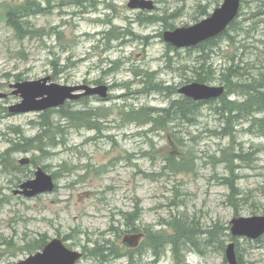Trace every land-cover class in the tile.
Returning <instances> with one entry per match:
<instances>
[{
  "label": "rangeland",
  "instance_id": "1",
  "mask_svg": "<svg viewBox=\"0 0 264 264\" xmlns=\"http://www.w3.org/2000/svg\"><path fill=\"white\" fill-rule=\"evenodd\" d=\"M23 1L0 0V94H9L0 100V154L11 146L8 141L19 139L17 129L26 139L42 137L43 152L23 145L28 150L11 153L7 164L27 159V165L4 171L0 166V264H17L55 238L83 253L77 264H176L169 249L155 258L147 241L172 218H184L196 232H209L217 223L230 233L235 217L264 215V137L246 132V123L232 118L234 135L223 136L225 119L216 102L204 103L192 125L155 127L128 116L140 109L168 110L180 99L178 90L198 75L207 81L201 84L223 86L226 98L242 101L231 86L237 79L227 89L230 76L223 71L235 63L240 80H264V0H242L239 28L203 55L198 48L174 49L163 33L202 21L223 0H148L155 8L144 12L128 9L130 0H85L86 8L73 0H39L42 12L29 18L38 35L17 42L4 16ZM110 33L118 38L107 44ZM17 75L22 82L50 78L47 86L106 85L109 91L106 99L71 100V112L90 113L89 118L53 114L54 127L45 134L37 124L41 113L6 111L21 102L10 95ZM229 150L243 157L258 152L235 159L239 195L231 203L237 208L222 183L231 178L224 162ZM171 158L183 170L169 167ZM38 168L53 177V191L31 198L14 194ZM129 233L146 239L129 249L121 243ZM105 243L118 257L90 255ZM240 248L244 264H264V244ZM224 260L215 245L198 238L178 264Z\"/></svg>",
  "mask_w": 264,
  "mask_h": 264
},
{
  "label": "trees",
  "instance_id": "2",
  "mask_svg": "<svg viewBox=\"0 0 264 264\" xmlns=\"http://www.w3.org/2000/svg\"><path fill=\"white\" fill-rule=\"evenodd\" d=\"M74 5H77L82 8H86L85 6V0H73L72 1ZM241 6L242 0H240ZM240 6V8H241ZM41 3L39 0H24L22 3L14 4L13 7L7 8V11L4 16L5 25L10 28L13 31V34L15 35V40L17 42H22L25 38L32 35H38L37 30L34 29L29 25V18L34 17L37 14L41 13ZM240 12V9H239ZM239 17V14H238ZM238 18L232 22L227 31L222 33L219 36H216L214 39H209L205 41L204 43L198 45V50L202 52V55L204 54V51L207 47H215L218 40L222 37L229 38V31L232 29L239 28V24L237 25ZM114 32V31H113ZM111 36V38H109ZM108 35H105V40L108 43H111L110 41L117 39L118 37L114 35L113 33H110ZM234 66L230 65L229 68H226L223 73H227L230 78L228 80L229 85H227V89L232 87H237L240 96L243 98L240 102H232L228 98H226L227 92L225 91V94H223L221 97H218L217 100H210L207 101L208 103L216 102L214 105H216V108L218 106V113L221 114V116L225 119V126L223 127V136H233L234 133L230 132V129H233L234 121L233 119H238L246 123L248 126L246 128V132H248L251 135H257L260 137H264V80L263 77L261 80L256 81H243L240 80V77H237L239 73V69L235 68V63H233ZM233 75V76H232ZM198 79L196 80L198 83H206V80H202L200 75H198ZM235 77L237 79V82H234L233 85H231L232 79ZM263 80V81H262ZM15 83L22 82L21 77L19 75L14 77ZM226 82V83H228ZM231 85V86H230ZM226 90V89H225ZM87 99V98H85ZM207 102H195L189 98L181 96L180 99L175 100L171 107L166 111H155V109H140L139 113H129L128 116H136L137 120H140L142 122L141 125L146 124H152L155 127H162L164 125H167L172 122H181L186 121L187 124H194L198 116L200 115L201 107L204 103ZM70 102L66 103L64 106L59 107L58 109H49L47 111H44L39 115V118L41 121L38 124L39 128L42 133L47 134L48 132L52 131V128L54 127L51 122V116L53 114L58 115H64L70 114L73 116H86L89 118L90 113H72L71 112V106ZM7 111V110H6ZM4 110V112L6 113ZM69 128V124L67 125ZM58 127L57 129H59ZM15 133L19 136V139L15 141L12 139L11 141H8L11 145L8 149H6L2 154H0V166L1 169L4 170H10L14 167H18L20 165H9L7 164V161L9 157L11 156V153L14 152H21V151H27L28 148H34L37 149L40 152H43V149L40 147V143L42 141V137H35L34 139H26L22 136L21 131L19 129L15 130ZM26 145L27 147L23 146ZM264 150V149H263ZM258 153L256 151H252L247 153L244 157H254V155ZM230 155L229 160H224L226 162L227 167L229 168L228 173H230L229 177L231 178H223V184H227L230 190L229 200L230 204L231 201H234V197L239 195L238 189L236 187L235 181H236V175L235 173V159H239L241 161H244V157L240 156V154H234L230 153V150L228 152ZM183 163L181 161L177 162L175 159L171 158L168 160V165L174 166L176 168H181L183 170L184 167H181ZM181 169H176V171H182ZM237 208L235 204H232ZM136 212V210L134 211ZM132 215V214H131ZM138 217V216H137ZM165 227L164 231L156 232L154 234H150L147 238V241H149L151 244V249L154 253L155 258H158L163 252L162 250L169 249L174 262L176 264L183 261V253L186 250L188 246H194L195 242L198 238H200V242L202 244L206 245H215V249L217 252L221 254H225V248H226V239L228 238L230 241H233L235 244L234 250L236 255V262L238 264H244L243 258H242V250L240 248V245L242 243H255V244H264V235H262L258 240L251 241L247 239H241V238H232L229 234L228 227L220 226L219 224H213V226L210 228L211 231L209 232H196L193 227L186 224V221L184 218L181 217H174L169 221V223L163 225ZM46 244L45 241L39 244V247H36L33 249L30 253H32L34 250L41 249ZM116 248L109 243H105L101 246H95L91 250L90 255L97 257V258H107L109 256L118 257L117 255H114V250ZM164 251V252H165ZM223 263L227 264L226 259L223 261Z\"/></svg>",
  "mask_w": 264,
  "mask_h": 264
},
{
  "label": "water",
  "instance_id": "3",
  "mask_svg": "<svg viewBox=\"0 0 264 264\" xmlns=\"http://www.w3.org/2000/svg\"><path fill=\"white\" fill-rule=\"evenodd\" d=\"M130 9L152 10L153 2L148 0H130ZM240 7V0H223L220 7L202 21L189 26L178 28L174 31H166L163 35L165 42L176 48L197 46L204 41L215 38L227 29V26L236 19ZM50 78L38 81L22 82L10 85L12 95L19 96L21 103L9 107V112L14 114L27 112H43L48 109L62 106L67 100H78L86 96L98 95L106 98L108 87L100 85L89 87L79 85L74 87L59 86L56 84L46 85ZM81 92V93H79ZM224 92V87H212L199 83H191L179 89V93L194 101H206L216 99ZM7 94H0V99L6 98ZM22 160L21 163H27ZM54 189L53 179L40 168L35 172V178L19 186L14 194L28 198L38 194L51 192ZM230 233L233 237H243L257 240L264 234V215L251 217H235L230 221ZM143 233L126 234L122 244L128 248H136L144 239ZM226 261L229 264H237L234 243H229L225 249ZM82 253L69 250L60 239L51 240L40 252L28 256L17 264H77L82 258Z\"/></svg>",
  "mask_w": 264,
  "mask_h": 264
}]
</instances>
